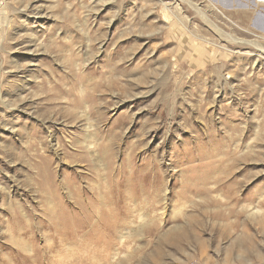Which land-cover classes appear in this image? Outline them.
Segmentation results:
<instances>
[{"label":"rangeland","instance_id":"rangeland-1","mask_svg":"<svg viewBox=\"0 0 264 264\" xmlns=\"http://www.w3.org/2000/svg\"><path fill=\"white\" fill-rule=\"evenodd\" d=\"M224 16L207 0H0V264H29L9 235L44 247L11 225L46 217L41 170L72 217L71 180L84 202L110 165L121 188L161 176L133 186L100 264H264V42Z\"/></svg>","mask_w":264,"mask_h":264},{"label":"bare ground","instance_id":"bare-ground-1","mask_svg":"<svg viewBox=\"0 0 264 264\" xmlns=\"http://www.w3.org/2000/svg\"><path fill=\"white\" fill-rule=\"evenodd\" d=\"M207 1L211 4L213 9L216 10V12H218L219 14L224 16L225 13L222 10L217 8V6L215 4H213L212 2H210L209 0H207ZM256 2L264 5V0H256ZM255 5H256V3H255ZM224 17L228 21H230L231 24H233V25L235 24L234 21L229 20L230 18H228L226 16H224ZM253 34L258 39H260L261 41L264 42V34H259V33H255V32H253ZM226 37L230 38V36H226ZM230 39L232 40L231 42H234L236 44H240V42H243V41H239L236 39L234 40L233 38H230ZM192 46H193L192 50L194 51L193 55L200 52V50L202 48L199 46L198 43H194V42H193ZM251 46H253L256 50V52L253 53V57H254L253 60H254V63L256 65L258 63V59L260 58V56H264V47L259 45V43H252ZM227 57H229V56L227 55ZM238 136H240V135L238 134ZM222 154L227 158V160H232L234 158V156L236 155L234 152H231L230 150H225V149H224V152ZM219 156H222V155H219ZM113 169L114 168L110 165V167L107 169L106 177L104 179H103V177L98 176V175L95 177L93 183H91V184L97 185L99 183L101 190L99 187L89 188L90 192H92L91 197L90 198L87 197L89 199L85 200L84 202H82V200L79 199V196L76 193L77 191L80 192V190H78V188H81V187L79 185L77 186V185L73 184V182L71 180L70 186L68 189V195L70 198H71V195L74 196V200H75V204H76L75 209L78 208V210H77L78 212L75 213L72 217L67 216V212L63 211V209H62L63 203L60 202V200L54 201L55 200L54 196L50 195V197L53 198L54 200H52L48 196L49 195L48 191H51L54 188L50 185V183L53 182V179H52L53 177L49 176L50 174L47 173L48 169L47 170L46 169L41 170L42 172L39 173V175L41 177L42 190H43V192L47 193V195H44L41 192L42 193V200L45 202L46 207H47V209L44 210L46 217L45 218L42 217L43 219H41L37 224H35L34 226H30L29 223L31 221V218L29 216H26V215L20 213L19 212L20 210H19L18 215L11 220V225L14 227L15 230L24 231V234H28L29 232L32 231V229H35L37 231L42 232L40 236H41V241L44 243V247L42 249H39L38 247H35L33 245V244H35L34 242L29 241V240H25L24 238H22V236L9 235L10 242L12 243V245L14 247L19 248L22 245L23 246L25 245V246H28V248L29 247L31 248L29 251H23L22 252V254H26L25 256H27V258H28L26 260L29 264H46L45 260L47 259V256L53 255V254H55L56 256H61L62 258H66L67 261H64V262L59 263V264H100L101 261H104V259L100 258V256H98V254H97L99 247L101 246L100 244H102L103 247H104V245H106V246L109 245V243L111 244L112 242H109L105 238L108 235L109 236L115 235L114 232H116L118 225L123 226V224L125 222L124 218L126 216L123 218L121 215H124V213H123L124 210L128 211L127 206L130 204L129 203L130 201H133L132 199L136 195V193L133 190V186L135 185L137 188L140 189L139 190L140 193H142L143 195H146L148 193L145 190L146 188L144 187L143 184L147 181L151 182L150 178L151 179H154V178L157 179L158 177L161 176L158 168L156 170H154L153 168L148 169L149 171H146L147 170V168H146V170L144 171L143 174H141L142 176H140L139 179H137V177H133V179L130 180V178L133 176L132 175L131 177L124 178V180H121L120 181L121 184H124V187L121 188V186H119L120 183L116 182V179L114 177H112V175H114L112 172ZM108 174H111L110 177H108L109 176ZM70 177L71 176H69V178ZM74 179H75V176H74ZM65 181H67V180H65ZM81 183H82V181H81ZM59 184H61V183H59ZM154 186H155V184H154ZM59 188H62V187L59 186ZM153 193L151 194L152 195L151 197L156 199V197H158V195L156 192H155L156 194L155 193L153 194ZM83 194H84V192H83ZM62 195H64V194H62ZM66 201H68V200H66ZM55 209L57 211H55ZM54 212H56V213H54ZM78 216H79V218H78ZM64 225L67 226V228L61 229V226H64ZM21 234H23V233H21ZM129 237L130 236H128V237L120 236L117 239V242L119 244L124 243L126 241V239H128ZM54 241H57L56 243L58 246L56 247V249H53L51 247L52 244L54 243ZM47 246H50V247H47ZM65 247H67L68 250H65L64 249ZM84 254H87V255H84ZM3 263L8 264V262H6V261H4ZM47 264H55V263H53V262L48 263V261H47Z\"/></svg>","mask_w":264,"mask_h":264},{"label":"crops","instance_id":"crops-1","mask_svg":"<svg viewBox=\"0 0 264 264\" xmlns=\"http://www.w3.org/2000/svg\"><path fill=\"white\" fill-rule=\"evenodd\" d=\"M209 1L215 4L217 8L221 9L238 24L251 25L256 32L264 34V5L256 2V0Z\"/></svg>","mask_w":264,"mask_h":264},{"label":"built area","instance_id":"built-area-1","mask_svg":"<svg viewBox=\"0 0 264 264\" xmlns=\"http://www.w3.org/2000/svg\"><path fill=\"white\" fill-rule=\"evenodd\" d=\"M187 264H196V263L192 262V263H187Z\"/></svg>","mask_w":264,"mask_h":264}]
</instances>
